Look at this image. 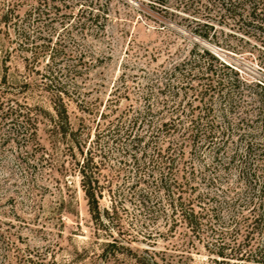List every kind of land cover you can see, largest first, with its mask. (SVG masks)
<instances>
[{
  "label": "trees",
  "instance_id": "1",
  "mask_svg": "<svg viewBox=\"0 0 264 264\" xmlns=\"http://www.w3.org/2000/svg\"><path fill=\"white\" fill-rule=\"evenodd\" d=\"M36 2L22 19L33 20L32 31L18 29V45L22 50H30L31 57H25L26 63L40 75L42 89L51 95L54 126L67 138L72 169L80 177L96 230H107L104 228L107 219L117 213L118 202L114 197L125 196L120 188L112 190V178L104 169L115 160V171L120 174L131 162L134 169L128 186L132 190L129 200L146 208L150 219L162 218L168 225L165 236L175 233L179 226L185 228L179 233L182 236L189 233L191 243L194 238L201 241L215 255L212 264H264V85L246 79L208 48L193 46L180 61L156 73V80L148 77L151 88L157 86L156 93H164L165 88L170 92L167 83L161 85L162 79L164 82L176 79L170 97L177 96L180 90L186 97L190 94L187 107L174 99L156 98L153 108L149 99L155 93L151 91L144 96L145 109L136 110L127 121L121 116L114 124L98 129L92 145L84 149L79 130L70 124L64 96H69L67 78L82 74V69L89 66L83 64L85 51L73 54L64 42L68 37L72 39V29L84 35L103 33L109 7L100 1L85 0L84 7L75 12L73 4L80 0L75 3L71 0L72 4L69 0ZM150 2L166 13L195 22L199 36H208L213 25L203 18H212L264 42V0ZM10 14L8 7L5 19ZM200 25L205 29L201 30ZM54 35L57 36L53 41ZM42 59L41 71L36 65ZM196 99L202 104L193 105ZM166 114L168 118L162 119ZM174 133L176 141L171 143L167 137ZM104 134L107 140L101 138ZM201 135L203 139L199 141ZM164 140L166 147L162 144ZM186 140L191 141L188 158ZM206 147L211 150V163L202 151ZM196 162L204 167L199 181ZM201 184L208 189L202 190ZM212 188L220 189V194L212 193ZM105 191L111 192L110 206L101 207ZM152 235L150 231L147 236ZM108 236L99 244L90 264H166L154 249H133L110 229Z\"/></svg>",
  "mask_w": 264,
  "mask_h": 264
},
{
  "label": "rangeland",
  "instance_id": "2",
  "mask_svg": "<svg viewBox=\"0 0 264 264\" xmlns=\"http://www.w3.org/2000/svg\"><path fill=\"white\" fill-rule=\"evenodd\" d=\"M93 1L109 7L105 31L84 35L72 29V39L67 36L68 41L64 42L73 54L85 51L83 64L89 66L82 69V74L67 78L69 96H64L70 124L79 130L84 149L92 145L98 129L114 124L121 116L127 121L136 110L145 109L144 96L151 91L155 93L149 99L153 108L156 98L174 99L187 107L190 94L186 97L180 90L177 96L170 97L176 79L165 82L162 79L161 85L167 83L170 92L165 88L164 93H156L157 86L151 88L148 77L156 80V73L180 61L193 46L208 48L246 79L264 85V42L252 34L218 19L203 18L213 27L208 36H199L195 22L166 13L153 6L151 0ZM36 3V0H0V264H90L101 241L110 238L109 229L133 249H154L166 264H212L215 255L196 238L191 243L189 233L182 236L179 231L185 228L179 226L175 233L165 236L168 228L165 221L150 219L146 208L129 200L132 190L128 186L134 169L131 162L120 174L115 171V160L104 169L112 178V190L120 188L125 196L114 197L118 202L117 213L107 219L104 227L107 230H96L80 177L72 169L67 138L54 126L51 95L42 89L40 75L26 63L25 57H31L30 50H22L18 45V29L32 31L33 20L22 19ZM86 3L80 0L73 4V11ZM8 7L11 14L5 19ZM200 29L205 27L200 25ZM43 61L36 65L41 71ZM192 104L202 102L196 99ZM167 118L166 114L162 119ZM176 136L174 133L167 139L173 143ZM101 138L107 140L106 134ZM201 139L202 135L198 140ZM166 141L163 147L168 145ZM190 142H185L186 158L190 156ZM202 151L211 163L209 147ZM137 154L140 155L138 150ZM78 157L81 158L79 153ZM203 168V163L196 162L197 181ZM201 189L208 188L201 184ZM212 193L220 194V189L212 188ZM109 194L104 192L101 207L110 206ZM150 231L153 235L147 236Z\"/></svg>",
  "mask_w": 264,
  "mask_h": 264
}]
</instances>
